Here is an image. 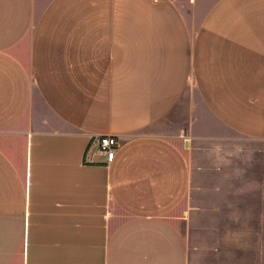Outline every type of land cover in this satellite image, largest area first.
<instances>
[{
  "label": "crops",
  "instance_id": "crops-1",
  "mask_svg": "<svg viewBox=\"0 0 264 264\" xmlns=\"http://www.w3.org/2000/svg\"><path fill=\"white\" fill-rule=\"evenodd\" d=\"M232 138L264 144V0H0V264H190L176 219ZM239 175L264 227V163Z\"/></svg>",
  "mask_w": 264,
  "mask_h": 264
},
{
  "label": "rangeland",
  "instance_id": "rangeland-1",
  "mask_svg": "<svg viewBox=\"0 0 264 264\" xmlns=\"http://www.w3.org/2000/svg\"><path fill=\"white\" fill-rule=\"evenodd\" d=\"M204 152L202 167L212 173L203 180L196 202L176 219L188 242L190 264H241L242 246L253 247L252 252L257 246L264 248V227L241 225V202L248 200L252 204L257 195L255 184L241 188L239 175L242 168L252 169L257 162L264 163V144L232 138L224 145L209 146ZM240 156L253 160L242 162ZM249 254H253L251 250ZM257 261L251 257L243 259L245 264ZM259 263L263 264L264 259Z\"/></svg>",
  "mask_w": 264,
  "mask_h": 264
},
{
  "label": "built area",
  "instance_id": "built-area-1",
  "mask_svg": "<svg viewBox=\"0 0 264 264\" xmlns=\"http://www.w3.org/2000/svg\"><path fill=\"white\" fill-rule=\"evenodd\" d=\"M95 140L99 144V150L106 155L107 161H113L120 146L119 140L114 135H97Z\"/></svg>",
  "mask_w": 264,
  "mask_h": 264
}]
</instances>
